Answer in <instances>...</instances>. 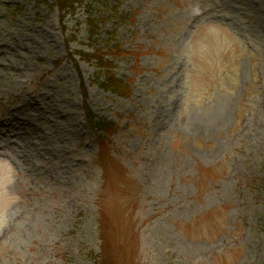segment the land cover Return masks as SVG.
Instances as JSON below:
<instances>
[{"label": "rangeland", "instance_id": "1", "mask_svg": "<svg viewBox=\"0 0 264 264\" xmlns=\"http://www.w3.org/2000/svg\"><path fill=\"white\" fill-rule=\"evenodd\" d=\"M54 2L0 0V264H264V0H97L98 41Z\"/></svg>", "mask_w": 264, "mask_h": 264}, {"label": "trees", "instance_id": "2", "mask_svg": "<svg viewBox=\"0 0 264 264\" xmlns=\"http://www.w3.org/2000/svg\"><path fill=\"white\" fill-rule=\"evenodd\" d=\"M55 6L58 9L59 20L63 32L66 33L68 27L69 18H74L78 13V10L82 7H86L85 14V24L87 26V34L90 39L98 41L101 37V31L99 30V23L103 22L104 12L97 13L95 8L98 6L97 0H55ZM99 16L101 18H99ZM124 16L122 19L127 18ZM71 39L67 37V46L69 48L70 58L74 61L75 66L79 68V60L77 55L83 54L85 58L95 60L97 66L101 70L99 80L97 81L98 85L103 87L105 90L111 91L119 95H129L131 93V86L129 81H125L122 78H119L114 72V54H126L129 51L123 49L121 46L116 44H105L98 45L94 44L86 52H78L70 48ZM81 90L83 96V109L84 113L89 121V123L96 129L101 139H109L117 129L118 123L112 121L106 117L98 116L89 106L87 102V86L85 79L81 77ZM104 242V240L102 241ZM106 244L100 245V250L97 257L98 264H115L111 257V252Z\"/></svg>", "mask_w": 264, "mask_h": 264}, {"label": "bare ground", "instance_id": "3", "mask_svg": "<svg viewBox=\"0 0 264 264\" xmlns=\"http://www.w3.org/2000/svg\"><path fill=\"white\" fill-rule=\"evenodd\" d=\"M20 122H21V125H24V126H27V127H28V125H30V121L27 120V119H22V120H20Z\"/></svg>", "mask_w": 264, "mask_h": 264}]
</instances>
